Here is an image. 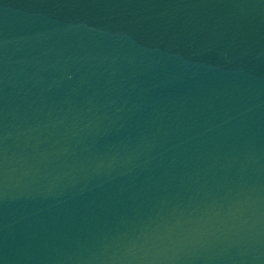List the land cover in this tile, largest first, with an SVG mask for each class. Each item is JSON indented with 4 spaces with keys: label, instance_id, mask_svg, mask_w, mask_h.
Masks as SVG:
<instances>
[{
    "label": "water",
    "instance_id": "1",
    "mask_svg": "<svg viewBox=\"0 0 264 264\" xmlns=\"http://www.w3.org/2000/svg\"><path fill=\"white\" fill-rule=\"evenodd\" d=\"M0 264H264V0H0Z\"/></svg>",
    "mask_w": 264,
    "mask_h": 264
}]
</instances>
